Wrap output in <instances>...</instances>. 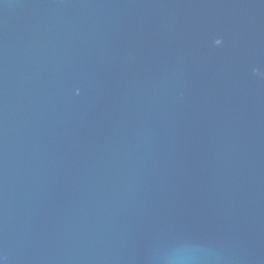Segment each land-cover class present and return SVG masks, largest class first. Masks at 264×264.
Returning <instances> with one entry per match:
<instances>
[{"label": "water", "instance_id": "1", "mask_svg": "<svg viewBox=\"0 0 264 264\" xmlns=\"http://www.w3.org/2000/svg\"><path fill=\"white\" fill-rule=\"evenodd\" d=\"M0 264H264V0H0Z\"/></svg>", "mask_w": 264, "mask_h": 264}]
</instances>
